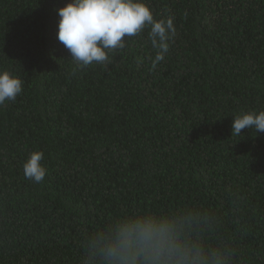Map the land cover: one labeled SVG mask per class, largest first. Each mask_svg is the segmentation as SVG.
I'll return each instance as SVG.
<instances>
[{
    "label": "trees",
    "instance_id": "16d2710c",
    "mask_svg": "<svg viewBox=\"0 0 264 264\" xmlns=\"http://www.w3.org/2000/svg\"><path fill=\"white\" fill-rule=\"evenodd\" d=\"M69 0H0V264H149L125 226L164 229L156 264H264V0H146L177 29L155 69L145 28L79 67L57 37ZM44 153L43 182L24 176Z\"/></svg>",
    "mask_w": 264,
    "mask_h": 264
},
{
    "label": "clouds",
    "instance_id": "9594fccd",
    "mask_svg": "<svg viewBox=\"0 0 264 264\" xmlns=\"http://www.w3.org/2000/svg\"><path fill=\"white\" fill-rule=\"evenodd\" d=\"M59 16L58 40L69 51L70 57L81 67L110 63L109 53L124 49L126 37L141 33L146 27L152 47L153 69L165 59L177 29L174 18L155 19L146 0H69L57 10ZM23 90L19 76L0 70V106L15 101ZM244 129L264 133V111H242L234 116L231 136H240ZM42 151L32 152L23 165L24 176L36 183L43 182L47 167ZM135 241L155 255L149 264H156L165 250L164 229L151 222L125 226L121 238L109 249V255L127 259L129 242Z\"/></svg>",
    "mask_w": 264,
    "mask_h": 264
}]
</instances>
